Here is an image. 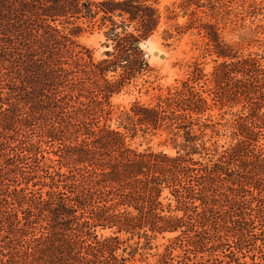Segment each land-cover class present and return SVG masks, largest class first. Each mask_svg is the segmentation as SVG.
Listing matches in <instances>:
<instances>
[{
	"label": "trees",
	"instance_id": "1",
	"mask_svg": "<svg viewBox=\"0 0 264 264\" xmlns=\"http://www.w3.org/2000/svg\"><path fill=\"white\" fill-rule=\"evenodd\" d=\"M180 1L218 16L238 0ZM155 4L0 0V264H134L166 236L153 264H185L188 252L198 264H264L252 232L264 226V56L242 57L203 24L224 60L218 104L185 82L111 125V99L148 68L140 45L159 23ZM96 19L111 49L100 61L75 42ZM217 106L238 109L223 123ZM159 134L174 156L126 144Z\"/></svg>",
	"mask_w": 264,
	"mask_h": 264
},
{
	"label": "rangeland",
	"instance_id": "2",
	"mask_svg": "<svg viewBox=\"0 0 264 264\" xmlns=\"http://www.w3.org/2000/svg\"><path fill=\"white\" fill-rule=\"evenodd\" d=\"M249 6L252 8L249 9ZM155 8L160 13L159 23L149 38L140 45L143 59L147 61L148 68L135 75L129 85L111 99L112 126L117 124L119 115L123 111H128L134 103L138 102L145 106L155 105L160 98L168 94L170 89L179 87L185 82L193 85L196 91L203 94V97H207L209 104L213 103L211 98L218 104L216 95L211 94L215 87L211 81L215 68L224 60L218 59L214 53L213 46L206 37L208 32L201 29L203 24L216 25L221 43L233 46L242 57L247 55H251V57L264 56V0H238L231 5L228 4L218 16L211 15V12L205 8L197 10L195 6L183 7L180 0H157ZM242 9L244 12L238 15L237 13ZM248 10L250 13L247 14ZM106 25L110 24L107 22ZM83 28L82 34L75 39L76 44L87 51L86 53H89L94 61L104 59V53L111 50L104 45L107 27L99 19H96L93 23L84 24ZM128 32H133V28L129 27ZM3 50L4 47L0 48V51ZM153 52H156L158 56L153 57ZM159 56H164L165 59L162 60ZM192 77H196V80H193ZM217 107V109L214 107L211 115L223 123L230 120L231 114L237 112L238 109L224 107L220 110L219 106ZM36 131L30 137L36 138ZM165 140L164 134L155 137L139 135L134 139L127 138L126 144L140 151L150 148L153 151H163L174 156L175 151L171 149L170 142H165ZM219 143L223 144L225 141L222 140ZM262 144L264 145V141ZM195 158L200 160L197 155ZM262 224L256 223L252 229L253 234L259 235L257 245H260V241L264 240V234L261 233L264 229ZM100 234L107 236L108 232ZM170 237L156 239L152 244L156 249L140 250L133 263H155L157 259L155 255L162 252L163 246L168 244ZM189 240L182 239L183 246ZM138 241V239H134L129 244L132 245ZM220 241L223 246L226 244L225 240ZM140 243L143 244L144 240H141ZM186 255L189 256V259L185 261V264H198L194 259L193 252H188Z\"/></svg>",
	"mask_w": 264,
	"mask_h": 264
},
{
	"label": "water",
	"instance_id": "3",
	"mask_svg": "<svg viewBox=\"0 0 264 264\" xmlns=\"http://www.w3.org/2000/svg\"><path fill=\"white\" fill-rule=\"evenodd\" d=\"M152 56H153V57H157V56H158V54H157L156 52H153V53H152ZM159 58H160V59H162V60H164V59H165V57H164V56H159Z\"/></svg>",
	"mask_w": 264,
	"mask_h": 264
}]
</instances>
